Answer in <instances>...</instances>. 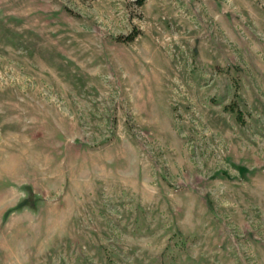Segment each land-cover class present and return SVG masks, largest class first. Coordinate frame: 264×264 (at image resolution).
Listing matches in <instances>:
<instances>
[{
    "label": "rangeland",
    "instance_id": "374dc122",
    "mask_svg": "<svg viewBox=\"0 0 264 264\" xmlns=\"http://www.w3.org/2000/svg\"><path fill=\"white\" fill-rule=\"evenodd\" d=\"M139 2L0 0V264H264V0Z\"/></svg>",
    "mask_w": 264,
    "mask_h": 264
},
{
    "label": "trees",
    "instance_id": "16d2710c",
    "mask_svg": "<svg viewBox=\"0 0 264 264\" xmlns=\"http://www.w3.org/2000/svg\"><path fill=\"white\" fill-rule=\"evenodd\" d=\"M139 3H141V0H140V2ZM238 169H242L241 167H238ZM19 205H22V204H19ZM19 205H17V206H15V207H13V208H11L10 210H15L16 208H18L19 207ZM9 210V211H10Z\"/></svg>",
    "mask_w": 264,
    "mask_h": 264
}]
</instances>
